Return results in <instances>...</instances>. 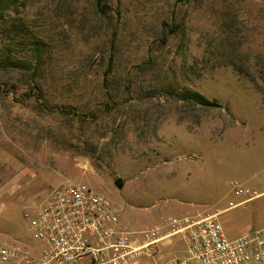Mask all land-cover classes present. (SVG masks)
<instances>
[{"label":"rangeland","instance_id":"rangeland-1","mask_svg":"<svg viewBox=\"0 0 264 264\" xmlns=\"http://www.w3.org/2000/svg\"><path fill=\"white\" fill-rule=\"evenodd\" d=\"M92 1L5 15L0 52L36 60L24 47L44 41V96L80 117L39 110L32 71L0 72V243L30 241L22 212L71 183L107 196L129 231L214 213L229 238L264 229V0H106L105 17ZM19 18L27 30L12 28ZM158 249L143 260L181 256L185 242L170 234Z\"/></svg>","mask_w":264,"mask_h":264},{"label":"built area","instance_id":"built-area-1","mask_svg":"<svg viewBox=\"0 0 264 264\" xmlns=\"http://www.w3.org/2000/svg\"><path fill=\"white\" fill-rule=\"evenodd\" d=\"M230 184L235 195L248 193L239 183ZM22 217L31 240L0 243V264H264V229L229 238L214 213L172 217L168 234L158 227L129 231L110 199L85 183L48 189ZM176 233L185 242L181 256L143 260L154 258L158 243Z\"/></svg>","mask_w":264,"mask_h":264},{"label":"trees","instance_id":"trees-1","mask_svg":"<svg viewBox=\"0 0 264 264\" xmlns=\"http://www.w3.org/2000/svg\"><path fill=\"white\" fill-rule=\"evenodd\" d=\"M92 2H93L94 8H96L97 13L100 16H103V17L107 16L108 14L107 10L109 9V6L106 0H93ZM27 4H28V0H0V29L5 24L4 23L5 15L9 13V10L10 11L13 10V12L18 14L21 12L23 7H26ZM163 24L164 26L168 28L169 30L168 32H171L170 31L171 26L166 22H163ZM12 28L16 30H27L28 26L23 22L22 18H19L18 20L15 19V22L13 23ZM25 38L26 37H23V38L14 37L15 43L24 45L26 41ZM0 42H3V41H0ZM30 44H33L32 48H30V46L24 47V48L27 49L26 50L27 52H30L32 50L34 52V56L36 60H30L28 59L27 56H26L27 58L24 59V58H21L19 55L10 54V52L3 51V52H0V72L4 70H8V69H20L23 72V74L28 71H32L30 78H29V86H30V90L32 91V94L29 96H33L35 98L39 110L47 111V112H56V111L61 110L65 112L67 115H70L73 117L74 116L80 117L79 111H76L74 108L50 105L48 103L43 93V84L41 83V80H40L41 74L39 73V69L41 68V66L46 64L45 58H42V55H41V49H44L45 51L44 45H46V43L36 38V40ZM20 52L23 54L24 49L21 50ZM113 61H114L113 58L109 59L110 66H108V68L110 69L108 72H113V66L111 65L113 64L112 63ZM234 66L237 71L240 70V67H237V65H234ZM13 88H15V86ZM179 98L181 100H184V101H187L193 104H199L202 107H206V106L209 107V106L214 105V103L210 102L205 96L197 92L182 93L181 95H179Z\"/></svg>","mask_w":264,"mask_h":264},{"label":"water","instance_id":"water-1","mask_svg":"<svg viewBox=\"0 0 264 264\" xmlns=\"http://www.w3.org/2000/svg\"><path fill=\"white\" fill-rule=\"evenodd\" d=\"M115 184L119 187V188H121L122 187V180L120 179V178H118V179H116L115 180ZM253 230V229H252ZM251 230V231H252Z\"/></svg>","mask_w":264,"mask_h":264},{"label":"crops","instance_id":"crops-1","mask_svg":"<svg viewBox=\"0 0 264 264\" xmlns=\"http://www.w3.org/2000/svg\"><path fill=\"white\" fill-rule=\"evenodd\" d=\"M240 234H241V233H240ZM240 234H239V235H240Z\"/></svg>","mask_w":264,"mask_h":264}]
</instances>
